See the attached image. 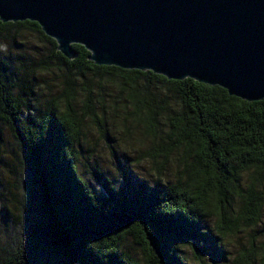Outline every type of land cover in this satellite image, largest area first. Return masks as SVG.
<instances>
[{"label":"trees","instance_id":"obj_1","mask_svg":"<svg viewBox=\"0 0 264 264\" xmlns=\"http://www.w3.org/2000/svg\"><path fill=\"white\" fill-rule=\"evenodd\" d=\"M12 29L50 45L35 68L60 72L62 87L44 108L32 106L35 71L17 75L0 54V121L13 133L23 171L19 233L0 244V264H226L224 240L240 234L247 245L233 264H264V100L246 102L191 79L99 67L78 45L69 61L36 23L0 22V34ZM105 83L117 86L151 134L168 121V139L157 150L168 156L183 149L186 181L131 197L108 186L103 195L82 179V124L92 117L102 129L96 93ZM129 239L142 260L122 249Z\"/></svg>","mask_w":264,"mask_h":264},{"label":"water","instance_id":"obj_2","mask_svg":"<svg viewBox=\"0 0 264 264\" xmlns=\"http://www.w3.org/2000/svg\"><path fill=\"white\" fill-rule=\"evenodd\" d=\"M36 23L67 60L194 80L264 100V0H0V22Z\"/></svg>","mask_w":264,"mask_h":264},{"label":"rangeland","instance_id":"obj_3","mask_svg":"<svg viewBox=\"0 0 264 264\" xmlns=\"http://www.w3.org/2000/svg\"><path fill=\"white\" fill-rule=\"evenodd\" d=\"M50 53V45L29 31L12 29L0 34L1 57L12 65L17 75L23 71L32 74L35 71L32 79L35 96L31 105L36 108H44L60 95L61 73L54 68L49 71L35 68ZM96 97L99 103L95 113L102 129L92 117L86 118L82 124L77 171L83 180L103 195H106L108 186L116 193L124 191L131 197L145 194V187L164 188L187 180L183 149L168 156L157 150V145L168 139L170 126L166 119L160 121L158 131L153 135L145 128L142 116L133 113L116 85L105 83L98 88ZM81 101L79 95L78 109ZM19 159L20 151L13 133L0 121V244L14 240L19 233L16 217L23 198L20 188L23 171ZM186 161L188 163L190 159ZM242 181L243 184L247 182L246 175ZM261 187L264 189V179ZM234 199L237 205V197ZM245 245L247 240L243 234L238 239L224 240L228 256L226 264H233L238 251ZM122 249L134 258H143L140 247L130 239L122 244ZM183 251L189 262L188 251Z\"/></svg>","mask_w":264,"mask_h":264}]
</instances>
